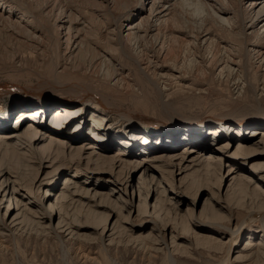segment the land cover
<instances>
[{"label": "bare ground", "instance_id": "6f19581e", "mask_svg": "<svg viewBox=\"0 0 264 264\" xmlns=\"http://www.w3.org/2000/svg\"><path fill=\"white\" fill-rule=\"evenodd\" d=\"M21 1L0 0V30L14 29L26 41L45 36L46 30L36 27L38 19L31 7L28 9L35 0ZM87 1L98 8L114 2L123 6L120 19L130 14L132 20L125 30L115 23L108 35L111 42H116L115 52L130 60L137 72L157 87L156 74L167 77L170 71L196 69L216 71L218 78L234 81L238 91L246 87L256 91L249 53L253 52L259 63L264 61V0H247L240 5V11L233 9L232 17L229 0ZM49 2L44 3L40 13L53 18L51 27L59 29L68 54L81 52L84 42H88L84 36L91 31L86 16L76 15L69 5L59 6L57 0L53 5ZM193 3L201 10L203 20L218 23L232 36L236 34L234 22L238 17L247 19L236 35L241 45L219 38L211 29L182 26ZM179 17L184 22L177 23ZM170 20L180 27L176 25V32L171 31L170 45L165 46L160 34L162 28L169 27ZM73 24L76 29L71 35ZM60 31L65 32L60 36ZM252 38L263 46L249 44ZM150 40L159 47L157 54L162 59L153 65L152 73L135 55ZM183 49L190 51L193 58L188 60ZM114 55H103L102 72L119 82L120 74L126 73L125 66L115 65ZM150 59L153 58L148 56ZM152 63L153 60L151 66ZM85 104L92 103L80 97L57 99L52 105H21L11 126L8 115L0 113V235L6 228L14 234L32 225V229L56 239H62V235L75 239L80 246L105 238L115 246L132 244L150 253L165 246L172 264L176 262L172 254H190L192 247L226 253L220 264H264V228L251 227L255 222L264 227V110L240 117L141 119L144 126L158 130L151 136L160 134L150 140L142 128L136 129L137 121H129L128 129L122 133H112L113 126L100 107L90 110ZM51 109L55 110L45 121ZM88 125V132L82 135L81 129ZM114 139H120L119 145ZM186 141L188 145L179 149ZM257 157L262 160L255 163L256 170L249 171L248 160ZM224 169H228L226 173ZM60 177L64 179L61 185L57 183ZM204 196L203 207L196 213L199 199ZM185 205L188 208L182 215L180 207ZM232 212L243 219L235 228ZM217 226L222 231L214 236ZM135 228L140 229L136 237L132 234ZM168 236L170 245L164 241ZM246 236L242 247L240 242ZM189 237L192 242L186 247L184 242ZM83 253V258L88 256Z\"/></svg>", "mask_w": 264, "mask_h": 264}, {"label": "rangeland", "instance_id": "374dc122", "mask_svg": "<svg viewBox=\"0 0 264 264\" xmlns=\"http://www.w3.org/2000/svg\"><path fill=\"white\" fill-rule=\"evenodd\" d=\"M35 1V3L32 2L28 5V9L31 7L30 11L38 19L37 22L39 24L36 22V27L39 26L38 28L46 30H43L45 36L41 35L33 41L28 40V42L22 34L14 33L16 32L14 29H10L9 31L0 30V113H6L8 115V124L10 126L15 118H17V113L21 110L19 108L21 105L38 102H42L43 104L47 102L52 105L57 102V99L61 98L79 99L81 97L92 103L91 105L85 104L90 110H95L96 107H100L99 111L108 118L109 123L113 126V129L110 130L112 133H122L128 129L129 121H137V124L134 125L136 129L142 128L145 136H150V140L159 138L160 134L157 133L151 136L152 132L154 133L158 130H153L151 126H144L139 121L141 119L164 120L171 117L194 116L210 118L219 116L240 117L248 112L264 110V61L259 63L255 60L253 52L249 53V57L253 64L250 65L251 76H253V82L257 87L255 92L250 91L248 87L242 91L236 90L234 81L218 78L216 71L199 70V72H196L197 70L194 69L191 72L185 68L180 73L168 72L165 75L170 77L168 79H166L167 77H162L163 74H160L161 77L159 74L154 75L155 82H159L157 87L143 78L130 60L122 57L121 53L117 54L115 52L114 44L116 42H111V37L108 35L109 31L115 28L116 24L121 25L120 29L123 27L122 30H125L128 21L132 20L129 19L130 14L124 18H118L123 13L122 10L125 9L123 6L115 4L114 2L110 6L103 5L98 8L87 0H57L59 6L69 5L71 8L73 7L76 15L78 13L85 15L89 22V29H91L84 36L88 40V42L86 41L87 43L84 42V46L89 45L90 48H84L83 46L81 52L70 55L67 52L65 42L59 37V29L55 26L51 27L53 18L47 15L46 12L40 13L45 9L43 6L48 0H44V2L43 0ZM127 1L131 2L133 0ZM229 1L232 4L230 6V16L232 17L234 11H240V5L246 3L247 0H241V2L239 0ZM21 2L19 0V3ZM55 2L56 0H50L49 5H53ZM93 10L96 11L93 12ZM190 10L186 14L187 16L184 17L186 18L184 20L185 22L182 21V17H179L180 20L177 19V23L184 22L182 26L185 27L187 25V27L190 26L189 28L211 29L219 38L241 45V42H239L240 39L236 35H238L240 26L243 25L244 20L247 22V19H243L242 15L238 17L240 18L237 20L238 22H234L236 34L232 36V34L222 31L218 23L203 20L205 17L202 18V16H199L201 10L195 3H193L192 9ZM103 15L107 17L104 18ZM180 15L183 14L180 13ZM106 18L108 21H106ZM40 19L41 21H39ZM171 20L169 27L162 28L160 34V38L165 43V46L170 45L168 42L169 36L171 31L175 30L176 32V25H178ZM259 26L260 24L258 23L256 27L259 28ZM178 27L180 26L178 25ZM74 28L75 24H73L72 33L70 31L71 35L75 34L76 28ZM81 28L83 27L81 26L78 29ZM185 31L187 32V30ZM37 32L40 35L39 31ZM63 32L65 31H60V36L63 35ZM53 34L55 35L54 38L52 36ZM253 39H251L252 42H249V44H256L259 47L263 46L259 42H256V39ZM158 48V46L154 47V41L150 40L144 42L141 48L135 52L136 58L143 62L144 67L147 65L145 68L150 73H152L153 67L160 64L159 61H162L161 58H158ZM183 51L186 52L184 54L188 60L193 58L190 51L186 49H183ZM115 53L116 56L114 55ZM105 54L108 57L110 56V58H112L111 55H114L113 58L115 59L112 60L115 65L120 64L125 66L124 70L126 73L120 74L122 78H118L120 80L119 82L112 81V79L103 75L104 73L102 71H104L105 66L102 64V61L104 60L103 55ZM148 56L153 58L150 59L151 62L153 60L152 66L151 62L147 60ZM239 56L240 54L236 56V59L239 60ZM188 60H186L187 64H189ZM167 65L170 66L171 64L168 63ZM170 69L172 70V68ZM157 77L160 78L158 79ZM54 110L51 109L45 116V121L50 120V116ZM89 127L88 125L81 129L82 135L88 132ZM114 140L116 145L120 143V139ZM187 145L188 141L180 144L179 149ZM116 149L117 146L112 151H116ZM262 153L264 155V152ZM258 160L261 161L262 159H258L257 157L248 160L247 166L249 171L253 168L256 170L255 163ZM227 170L224 169V172L226 173ZM258 171L260 174L263 173L259 169ZM63 181V177H60L57 183L61 185ZM46 189L44 188V190ZM205 199V196L199 199L200 202L196 208V213L202 209ZM150 203H153V200H150ZM187 208L188 206L186 205L181 206L180 213L183 215ZM228 213H230V210H228ZM232 215L236 218L234 224H232V228H235L236 226L234 225L240 224L243 219L234 212H232ZM32 227V225L25 226L23 230L18 231L19 233L14 231V234L9 228H6V234L4 233L3 236L0 235V264H172L168 256L169 250L165 246L157 253H150L132 244L115 246L107 238L99 239L94 243L88 242L85 243L86 245L80 246L79 242L75 239L66 238L64 235H62V239H56L53 235H44L43 232L32 229ZM251 227H255L256 230L264 228L260 222L251 224ZM216 231L212 233L214 236L219 235V231L222 230H219L217 226ZM139 232L140 229L135 228L132 234L136 237ZM208 235H211V233H208ZM225 238L223 240L225 239L224 241L226 242L228 238ZM246 240L247 236L241 240L240 244H243L242 247L245 245ZM164 241L168 245L171 244V238L169 236ZM190 241L192 242L189 237L188 241L184 242V245L189 247L188 243ZM254 242H257L256 239H254ZM192 248L193 251L191 250L192 253L190 252V254L179 252L172 254L176 261L175 264H220L223 257H225L224 254H226L224 252L218 253V251L209 250L205 247ZM170 249L172 250L173 248ZM82 253L84 256L86 254L88 256L83 258ZM246 264H253V262H247Z\"/></svg>", "mask_w": 264, "mask_h": 264}]
</instances>
